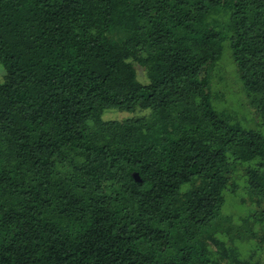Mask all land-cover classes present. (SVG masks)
I'll return each mask as SVG.
<instances>
[{"label":"trees","instance_id":"16d2710c","mask_svg":"<svg viewBox=\"0 0 264 264\" xmlns=\"http://www.w3.org/2000/svg\"><path fill=\"white\" fill-rule=\"evenodd\" d=\"M227 44L258 129L214 103ZM0 64V264H251L264 0H0ZM239 175L261 208L238 225Z\"/></svg>","mask_w":264,"mask_h":264},{"label":"rangeland","instance_id":"374dc122","mask_svg":"<svg viewBox=\"0 0 264 264\" xmlns=\"http://www.w3.org/2000/svg\"><path fill=\"white\" fill-rule=\"evenodd\" d=\"M232 49L230 44L225 46V52L217 67L216 75H214L212 89L218 92V99H215L216 106L224 110L226 107L231 108L234 115L239 117V123L246 128L258 129L260 126L257 124L258 118L251 113L252 107L247 103L246 96L242 89V82L238 77L236 66L232 59ZM139 78L143 81L150 80L145 67L137 64ZM4 69L0 64V79H4ZM250 107V108H248ZM250 109V110H249ZM150 113V109H137L135 111L120 110L116 108H108L102 113L104 119H119L125 120L130 118H139L147 116ZM264 131V128H262ZM243 171V167H240V172ZM236 191H227V200L223 205V213L230 214L233 217L235 224H242L245 217L253 213L261 206L264 207V202L261 206L255 200L250 197L251 191L249 190L245 177L240 176L236 180ZM257 227V226H256ZM226 243L230 245L232 242L227 237ZM235 245V253L241 259L248 258L251 264H264V245L258 244L256 237L250 236L246 239H235L233 243ZM222 264H230L228 260L222 261ZM237 264V263H233Z\"/></svg>","mask_w":264,"mask_h":264}]
</instances>
